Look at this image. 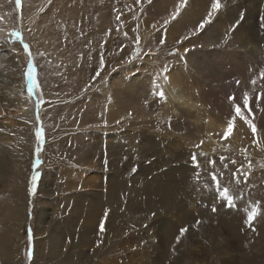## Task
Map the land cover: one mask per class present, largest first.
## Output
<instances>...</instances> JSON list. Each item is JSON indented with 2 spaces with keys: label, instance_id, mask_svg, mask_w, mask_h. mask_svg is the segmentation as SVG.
<instances>
[{
  "label": "rangeland",
  "instance_id": "obj_1",
  "mask_svg": "<svg viewBox=\"0 0 264 264\" xmlns=\"http://www.w3.org/2000/svg\"><path fill=\"white\" fill-rule=\"evenodd\" d=\"M180 3L0 0V264H223L234 254L243 264L262 259L264 97L257 106V96L264 91V60L245 50L264 49L263 18L245 45V9L229 14L224 0L201 29L211 0L207 8L187 0L173 19ZM175 66L182 85L202 103V129L218 145L169 109L168 73ZM145 74L146 96L132 101L149 114L122 116L118 100H131L125 83L136 77L142 84ZM161 89L163 100L153 94ZM244 92L257 132L237 118L225 139L226 131L205 122L210 117L228 127L234 115L229 97L240 101ZM193 153L201 164L199 182ZM153 169L176 172L166 212L152 193L161 188L154 175L164 174ZM210 173L229 189L234 207ZM254 206L260 215L250 228ZM9 210L20 211L16 226L4 218ZM228 212L233 230L222 219Z\"/></svg>",
  "mask_w": 264,
  "mask_h": 264
},
{
  "label": "bare ground",
  "instance_id": "obj_2",
  "mask_svg": "<svg viewBox=\"0 0 264 264\" xmlns=\"http://www.w3.org/2000/svg\"><path fill=\"white\" fill-rule=\"evenodd\" d=\"M224 1V0H222ZM194 2L197 3H205V0H194ZM192 3V2H191ZM226 3L228 4V12L229 14L234 13V9H236L237 7H241L242 9H245V14H244V19L242 21V27L241 29H246L249 33L247 35V41L245 43V45L249 44L252 42L251 37H249V35H253V29L257 26V20L260 19L259 15H262V22L264 23V0H226ZM207 5L206 3L201 5L200 7L205 8ZM178 6V5H177ZM209 7V6H208ZM96 8V7H95ZM202 8V9H203ZM207 8V7H206ZM240 8V9H241ZM262 12V14H261ZM238 13V12H237ZM231 16V15H230ZM103 20V19H102ZM259 25V24H258ZM240 29V30H241ZM259 30V29H258ZM259 32V31H258ZM239 35L242 36V32L240 31ZM257 35V34H256ZM215 44V43H214ZM217 45V44H216ZM32 47V46H31ZM253 47V46H252ZM244 48H246V46H244ZM19 49V48H18ZM233 49V48H232ZM35 50V49H34ZM237 50V49H235ZM23 52V51H22ZM245 52L247 54H251V57H257L258 59L262 57V60H264L263 58V54H261L262 52H264V49L258 48L257 50H255L254 48H248L247 50H245ZM234 53V52H233ZM244 56V55H243ZM242 56V57H243ZM261 60V61H262ZM260 61V60H259ZM263 62V61H262ZM257 63V62H256ZM171 71V70H170ZM146 72V71H145ZM144 74V73H143ZM168 78H169V86L168 88H166V92H167V97H168V101H169V109L171 110V112L175 115H179L182 117H185L186 120L188 121V123L190 125H192L195 129L197 130H201V132L206 133L207 136V143L209 145H218V143L216 142V140L214 139V137L211 136L210 132H206L205 130L202 129V126L200 125V117L197 114L198 112L200 113V109L202 107V103L198 100V98L193 96V92L192 89H190V87L185 84V87L182 85L181 79L182 81H184V77L182 76L183 74L181 73V69L179 66H175L173 67L172 71L168 73ZM144 76H147L148 78L144 77H139L140 79H144V81L141 83H139V79L136 77H132V81L130 83H125L126 84V91L124 93L128 94V96L130 97L131 100H129L128 98L126 100L120 99L118 100V103L121 105L122 107V116L123 115H127L126 113H130L131 116H133L134 118H138V119H142V118H146L147 115L149 114L148 110H144L145 108L139 104H136L135 101H132L134 98H138V99H142L144 98L146 95L142 94L144 91L147 93L146 91V87H148L149 82H150V75L145 74ZM122 77V76H121ZM123 78V77H122ZM121 78V82L120 84H116L114 87L116 89H121L122 85L124 84V80H122ZM148 82V83H147ZM120 86V87H119ZM118 94L122 95V91H118ZM141 96V98L138 97ZM127 96V95H125ZM203 112V111H202ZM163 113V112H162ZM201 114V113H200ZM204 114V113H203ZM209 115V114H208ZM204 118V117H203ZM209 119H207V125L214 127V129L217 130H223L226 131L227 126L225 125H221L217 122V124H215L210 117H208ZM145 120V119H144ZM205 121V120H204ZM219 121V120H218ZM32 123V122H31ZM204 123V124H205ZM206 127V126H205ZM210 128V127H209ZM213 130V131H215ZM210 131V130H209ZM212 131V130H211ZM214 134V133H213ZM204 135V134H203ZM150 139V138H149ZM206 139V138H205ZM119 139H116V141ZM147 140V139H146ZM144 141V140H143ZM143 143V142H142ZM146 143V141H145ZM205 143V142H204ZM134 144V143H133ZM138 144V143H137ZM135 145V144H134ZM140 145V144H139ZM203 145V144H202ZM121 146V145H120ZM142 146V144L140 145ZM206 146V145H205ZM123 147V146H122ZM209 147V146H208ZM219 147V146H218ZM214 148V147H213ZM136 149V148H135ZM152 149V148H151ZM208 149V148H207ZM143 151V149H142ZM153 151V150H152ZM151 151V152H152ZM168 151V150H167ZM140 152V151H139ZM160 152L159 150L156 151V153ZM149 153V152H148ZM162 154H164L163 152H161ZM144 154V153H143ZM152 162V161H151ZM159 162V161H158ZM188 166V165H187ZM150 168V167H149ZM182 168V167H181ZM180 168V169H181ZM156 169V168H155ZM155 169H153L154 171H156ZM164 170L161 169L160 171H156L157 173H161L164 174L163 176H158V174L154 175V181H158V183H160V189L158 188H154V192L152 191V193H154V196L156 195L159 199L160 205H162V207L164 208V212H166L169 207V198H167V194L171 195L170 192L172 191V187L170 186L173 183V180L175 178V173H164ZM182 171V170H181ZM20 172V171H19ZM151 172V171H149ZM223 172H225L223 170ZM184 175L185 173L182 172ZM181 174V172H180ZM224 174V173H223ZM191 175V174H190ZM166 179H165V177ZM165 180H163V178ZM183 179L185 180V183H188L189 181H187L186 177H183ZM71 181V180H70ZM86 182V181H85ZM178 182V181H177ZM199 182V181H198ZM201 182V181H200ZM237 183V182H236ZM169 184V185H168ZM246 185V184H245ZM118 186V185H117ZM170 186V187H169ZM174 189H176L175 185L173 184ZM197 186V185H196ZM110 187V186H109ZM182 187V185H181ZM204 187V186H203ZM248 187V186H247ZM243 188V187H242ZM245 189V188H244ZM169 191V193H168ZM254 190H251V195L252 196H256ZM108 195L110 197H113V193L114 190L113 188H109L108 191ZM238 194V193H237ZM111 199V198H110ZM108 200V198H107ZM106 200V201H107ZM113 200V198H112ZM173 201V200H172ZM218 201V200H216ZM255 202V201H254ZM107 203V202H106ZM253 203V202H252ZM256 203V202H255ZM14 208V206H13ZM224 209V208H223ZM222 209V210H223ZM225 210V209H224ZM225 212V211H224ZM19 210H13L6 213V216L4 217L5 219H7L6 221H8L9 223H13L14 226H16V222L21 221L20 219H18L19 217ZM87 213V212H86ZM233 212H228L227 214L222 215V219L224 221V223L229 226V227H233L232 230L234 229V226H230L229 224V220H228V216L231 215ZM85 214V213H84ZM2 215V214H1ZM22 216V215H21ZM20 216V217H21ZM86 216V215H85ZM89 216V215H88ZM3 217V216H2ZM231 217V216H230ZM229 217V218H230ZM234 217V216H233ZM232 217V218H233ZM5 219H1V220H5ZM18 219V220H17ZM5 221V222H6ZM84 221V220H83ZM91 221V220H90ZM55 222V221H54ZM80 222V221H79ZM85 222V221H84ZM71 226L72 223H71ZM222 226V225H221ZM11 227V226H10ZM9 228V227H7ZM12 228V227H11ZM70 228V227H69ZM85 228V227H84ZM214 228V227H213ZM228 228V227H227ZM224 229V227L222 228ZM84 230V229H83ZM90 230V229H89ZM205 230V229H204ZM12 231V230H11ZM70 231V230H69ZM93 231V230H92ZM1 233V232H0ZM8 233V232H6ZM219 233V232H218ZM90 234V233H88ZM92 234V232H91ZM2 235V234H1ZM68 235V232H67ZM11 236V233H10ZM214 236V235H213ZM217 236V234H216ZM7 238V237H6ZM11 238V237H9ZM51 238V237H50ZM234 239V238H233ZM10 240V239H9ZM38 240V239H37ZM50 240V239H49ZM235 240V239H234ZM11 241V240H10ZM232 241V240H231ZM230 241V242H231ZM16 243V242H15ZM218 244V243H217ZM229 244V243H228ZM233 244V243H232ZM3 245L5 244H1L0 242V259H1V250L4 248ZM15 246V245H14ZM218 246V245H217ZM233 247V246H232ZM16 248V247H15ZM48 248V247H47ZM229 250V249H227ZM46 251V250H45ZM236 251V250H235ZM232 252V251H230ZM235 253V252H234ZM233 253V254H234ZM228 254V253H227ZM264 254V253H262ZM46 255V254H45ZM237 255V254H236ZM234 255H231V259H229L228 261L224 262L223 264H243L242 262L239 261L238 258H233ZM211 256V255H210ZM238 256V255H237ZM262 259L259 260V262L257 264H264V255H262ZM220 259V258H219ZM247 261V260H246ZM209 263V260L207 262V264ZM72 264H74V262H72ZM210 264V263H209Z\"/></svg>",
  "mask_w": 264,
  "mask_h": 264
},
{
  "label": "snow or ice",
  "instance_id": "obj_3",
  "mask_svg": "<svg viewBox=\"0 0 264 264\" xmlns=\"http://www.w3.org/2000/svg\"><path fill=\"white\" fill-rule=\"evenodd\" d=\"M139 2V0H138ZM149 2H151V0H149ZM17 3H20V0H17ZM187 4V0H181V3L180 5L177 7V10L176 12H174L172 14V18L175 19L178 15H179V12H180V9L184 6H186ZM222 0H211V8H210V11L205 19L204 22H202L199 27L201 29H203V27L205 26L206 23L210 22L212 17H213V14L215 13H218L221 8H222ZM165 23H167V21H165ZM264 26V25H262ZM18 35V34H17ZM164 74H165V79H167V68L164 69ZM30 75V79H31V74ZM97 75H99V73H97ZM259 79L260 80H264V69H262L260 72H259ZM239 81L236 82L237 85H239ZM251 84L253 86H255L257 84V79L256 78H253L251 80ZM154 95H159V97L163 100L165 99V95H164V92L163 90H159L158 93H153ZM260 97H264V91H262L259 96H257V106H259V99ZM229 100L230 101H233V108H234V115L232 116V118L230 120H228V127L226 129V132L224 134V137L225 139L228 137V135L231 134L232 132V126L235 122V120L237 118L243 120L247 125L248 127L252 130V133L253 134H256L257 132V127H256V124L253 122V119L250 118L251 116H253V113H252V109L249 107V104H250V101H251V97L249 96L248 92H244L242 94V98L240 101H237V97L236 96H230L229 97ZM247 113V114H246ZM38 135H40V133H38ZM203 143V141H201V144ZM200 145H197V147H199ZM37 152H39V149H37ZM191 162H192V166L193 168L195 169V173H194V178L197 180V182L199 181L200 179V169H201V164H200V161L197 159V154L196 153H193L192 156H191ZM37 163H39V160H37ZM209 164L211 165H215V161H212V160H209L208 161ZM233 163H235V161H233ZM251 166V165H249ZM211 175V179L212 181H214L216 183V187H217V190L220 192V195L226 200L227 202V206L228 207H234L235 206V201H234V198L229 194V189L228 188H222L221 189V185H220V181L219 179L216 177V175L214 173H210ZM235 175V173L233 174ZM236 182L237 184L240 183V180H239V177L237 176L236 177ZM33 183H35V177H33ZM213 211H216L215 208H213ZM155 215V214H153ZM260 215V209L258 206H254L252 211H250L247 215V221L246 223L248 224V226L251 228L252 227V223L253 221L255 220V218ZM100 230L103 231L104 230V227H103V224H101L100 226ZM188 232V228H181L180 229V235L176 238L177 239V242H179L180 240V237L183 236L185 233ZM29 255V258H31V253L28 254Z\"/></svg>",
  "mask_w": 264,
  "mask_h": 264
}]
</instances>
